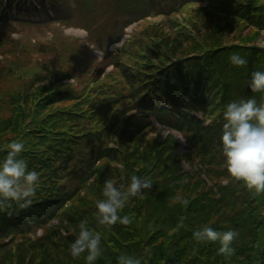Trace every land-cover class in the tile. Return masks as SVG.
I'll list each match as a JSON object with an SVG mask.
<instances>
[{"label":"trees","instance_id":"1","mask_svg":"<svg viewBox=\"0 0 264 264\" xmlns=\"http://www.w3.org/2000/svg\"><path fill=\"white\" fill-rule=\"evenodd\" d=\"M28 1L0 0L1 30L25 23L12 13L30 11ZM130 1V12L119 5L113 7L126 23L159 15L164 16V23L155 28L138 25L134 46L127 49L125 60L120 54L114 73L101 86V94L80 103L72 86L50 90L49 64L34 66L31 70L37 73L27 77L24 106H14L22 119L0 123L1 131L8 128L12 133L9 140L0 138V159L11 142L22 141L25 150L21 156L29 170L39 175L36 194L27 207L21 208L16 201L0 203V264H13V251L21 264L24 255L32 257L35 250H40L43 261L49 264H86L87 253L72 257L69 251L81 222L101 237V254L94 264H119L121 256L138 258L141 264H264V191L251 189L230 176L220 140L228 103L252 97L264 103V91L250 88L251 74L264 71V48L253 46L254 36L241 32L246 25L255 35L264 34V0ZM36 2L38 10L39 0ZM58 14L55 11L53 18L36 25L47 28L55 22L61 24L64 17ZM174 14L182 16L181 22L171 20ZM233 25L239 33L232 32L236 35L227 40L230 43H223V31H232ZM6 42L0 38L3 48ZM57 52L69 64L89 67L90 56L79 43L62 42ZM233 53L247 63L231 64ZM10 69L3 74L7 79ZM55 76L60 83L71 74L57 72ZM40 83L44 87L31 93ZM15 100H21L20 94ZM88 106L97 116L98 130L89 126L95 118L84 114ZM216 113L205 127L203 116ZM153 120L180 133L188 153L180 154L178 147L170 149V141L175 145V139L169 138L166 150L158 152L157 144L148 142L146 146L154 148L130 160L129 151L120 149L122 136L131 144L134 138L141 140L143 128L155 131ZM116 129H120L118 136ZM116 138L118 144L113 141ZM107 142H114L115 147H107ZM182 161L190 167L189 172L183 169ZM198 165L206 168V180L202 170L194 169ZM101 175L122 191L132 175L152 183L143 196L129 197L119 211L120 216L128 215L131 223L100 224L99 199L89 203L78 195L91 180V188H101L98 180L94 182ZM222 179H228V185L222 186ZM55 219L64 224L62 229L48 228L34 243L29 239L22 246L6 243L13 235L24 237L31 229L44 226L45 230ZM204 225L237 231L231 253L220 254L219 241L197 242L193 238L192 233Z\"/></svg>","mask_w":264,"mask_h":264},{"label":"rangeland","instance_id":"2","mask_svg":"<svg viewBox=\"0 0 264 264\" xmlns=\"http://www.w3.org/2000/svg\"><path fill=\"white\" fill-rule=\"evenodd\" d=\"M36 2V0H34ZM41 2L44 3V7L41 6ZM29 5L31 4V1L27 2ZM23 4V1L21 2ZM33 5V4H32ZM120 6L123 10H126L130 12L132 10V1L130 0H62V4L60 5V9L56 7V2L55 0H39V6L40 8L37 10L34 6L31 7V10L28 12L22 13L19 17L25 19V22L21 25H15L14 27H9V28H2L0 29V38L7 40L6 42V47L5 49H0V56L3 57V55L8 57V60H10L9 57H13L16 52L15 50L19 46L20 43L24 41V39L29 36L32 40L35 41V43L32 42L34 47L31 50H25L21 51L20 55H23L27 52H30L31 55L33 56L30 59H27L24 61L20 62V65H16L14 62H10L9 64H6L2 62V59L0 57V80L3 82V85L0 86L1 88V93H0V123H8L14 120H21L22 117L20 113L15 111L14 108V103L17 102L19 92L25 91V85L27 83V77L33 73H37L36 70H31V66L34 67L38 65L40 68L42 67L43 61L47 59V61H50L51 65L53 66L52 72H51V78L49 79L50 83V90H56L57 87L60 86H72L71 88L77 93L79 98H81L80 103L87 102L92 96L96 97L97 94L102 93V87H99L96 85H102L106 79V76L111 73L113 74L116 68V64H118L117 61H119V57L122 54V58L124 60L126 59L128 48L133 47L136 40L134 38L131 40L133 35H135L136 31L138 30V27H136L131 34L130 39L128 42L125 44V47H122L121 49H116V47H112L111 50H114V54L110 55L106 58L104 62H102L100 65L99 70L91 69L87 70L84 68L85 65H81L82 63H76V64H69L65 62L61 56L59 57L57 54V49H53L54 46H49L46 41L39 39H44L46 38L49 40L50 37H52L51 34L48 33L52 27H55L53 24H50L49 27L43 28V27H38L36 24L37 22H43L47 18L52 17L51 14L54 13L55 11L59 12V17H64V19L61 21V29H59V37H65V32L63 29L68 28V27H74V28H81L84 29L88 32V39L85 41V43L88 46H93L92 41L97 44H105L108 40L109 37L113 32H117L123 28V26L126 23V19L123 16H120L117 13V10H114V6ZM59 9V11H58ZM36 10L37 13H33V11ZM14 12V11H13ZM147 22L152 24V25H147L146 27L149 28H155L160 27L164 23V19H162L160 16L159 17H154V18H147ZM12 24V21L10 23ZM241 26H244L243 24H240ZM141 26V25H140ZM144 28V26H141ZM245 30L241 31L243 32L244 35H249L251 38L254 36L253 40V46L259 47L261 49L264 48V34H259V36L255 35L253 33L252 27L251 26H246L245 25ZM232 31L230 30H225L223 31V38L222 42L223 43H230L227 40L231 38L232 35H236L235 31V25H233ZM12 32H18L20 35L15 34L12 35V38H21L20 41H18L16 44H12V40L10 37V34ZM77 31H71L70 34L75 35L74 33ZM48 33V34H47ZM77 34V33H76ZM63 35V36H62ZM139 35V34H137ZM136 35V36H137ZM77 36V35H76ZM116 35H114L111 39L114 40ZM124 38H127V36H124ZM131 40V41H130ZM130 44V45H129ZM1 45V44H0ZM86 46L83 42L80 44V47L83 51L86 49H89V47ZM105 46V45H103ZM29 47V46H28ZM60 47V45H59ZM65 49V47H63ZM101 49V48H97ZM134 53V52H133ZM9 54V55H7ZM68 52L65 50V56H67ZM98 55L95 53L94 56ZM94 56H91V60H89L87 63L90 64L92 62V59ZM97 57V56H96ZM192 57V55L190 56ZM19 63V62H18ZM100 65L97 64H91L90 68L93 67H99ZM8 67H11V70L13 71L12 74L8 76V79L6 75L4 74L5 70H8ZM20 72H18L17 70ZM9 72V71H8ZM59 72H65V73H70L71 76L64 77L66 81H73V78L75 79L71 83H65L63 80L60 83H57L56 81V76L55 74ZM218 72V71H217ZM219 73V72H218ZM44 83H40L39 85L34 86L32 89V92L34 90L38 91L40 88L44 87ZM48 87V88H49ZM24 89V90H23ZM36 91V93H38ZM257 104L259 103V99L256 100ZM93 108L88 106L86 111L84 112L85 115L94 117L95 120L92 123H89L90 128L92 127H97V130L99 129V122H97V116L93 115L92 113ZM209 123V120H208ZM106 123H103L105 125ZM224 125V124H223ZM222 125V126H223ZM153 128H155L153 126ZM1 129V128H0ZM125 129V128H124ZM124 129L122 131H124ZM143 133L141 136V140L139 139L138 141L134 138V141L131 143H128V138L122 136V141H123V146L121 145L120 149H124L129 151L128 156L130 160H135L136 157H138V154H142L145 149H151L154 147H147L149 144L148 142H151L152 144L156 143L157 145L156 150L158 152H161L162 150H166L167 147L165 146L166 140L170 139H175V145L171 142L170 144V149L174 147H178V152L180 154L186 155L187 149L185 146H183V141L182 138L179 137H174V136H167V133L164 131H159L160 128H155V131L152 130V128H143ZM117 136L120 133V129H116ZM3 134V135H2ZM14 135V134H13ZM111 136L113 138V132H111ZM167 136V137H166ZM7 137L6 140H9L12 138V133L6 128L5 131H0V138ZM155 138V139H153ZM116 144H118V139L113 140ZM111 142H107V144ZM147 145V146H146ZM200 154V152H198ZM181 165H183L185 171H189L188 165L185 161L181 162ZM119 166V165H118ZM117 166V167H118ZM113 167H116L113 165ZM99 181L98 185H103L104 182L107 180L106 177H103L101 175L99 178H94L95 181ZM209 181V180H208ZM229 180L228 179H223L220 184L225 185L228 184ZM92 180L89 182V184H86L85 187H82L80 193L78 194L80 197H86L85 201L89 203H93L94 201H97V199H101V196L103 197V186L101 188H91L92 185ZM97 185V186H98ZM210 185V184H209ZM237 191H241L239 188H237ZM88 203L85 204L87 206ZM46 229L44 230V227L42 228H36V229H31L30 232H26L24 237H21L20 235L16 234L13 236H10L6 239L7 244H11L12 246L15 245H23L25 244V239L31 240V243H34L36 239L39 237L43 236V233L49 228V229H54L57 227H62L64 224L59 221L58 219H55L54 221H51L50 223L46 224ZM44 230V231H43ZM40 250H35L33 252V256L31 257L30 254L29 256L24 255V258L20 261L21 264H49L47 261H43V255H40ZM12 256L14 257L13 264H18L17 261V254L13 251ZM29 259V260H28ZM10 262V261H9ZM8 262V263H9ZM59 262V261H58ZM10 264V263H9Z\"/></svg>","mask_w":264,"mask_h":264},{"label":"clouds","instance_id":"3","mask_svg":"<svg viewBox=\"0 0 264 264\" xmlns=\"http://www.w3.org/2000/svg\"><path fill=\"white\" fill-rule=\"evenodd\" d=\"M230 63L243 66L246 59L237 53L229 57ZM252 91H264V71L251 74ZM222 135L220 137L227 170L232 178L243 181L247 187L264 191V103L257 104L254 97L240 99L227 104L224 113ZM9 151L0 159V203L4 201L19 202L21 208L31 203L36 194L39 175L29 170L21 153L25 150L22 141H13L8 145ZM152 183L145 177L132 175L126 190H121L112 180L103 184V199L96 202L98 220L102 225H114L117 222L131 223L128 215L118 213L125 206L129 197L143 196L150 190ZM238 233L235 230L218 231L204 225L192 233L197 242H217L220 254L231 253L232 243ZM101 237L93 233L85 222H81L78 236L71 242L69 251L72 257H84L86 264H94L101 254ZM119 264H141V260L132 256H121Z\"/></svg>","mask_w":264,"mask_h":264}]
</instances>
